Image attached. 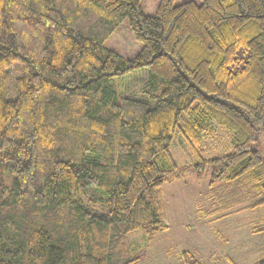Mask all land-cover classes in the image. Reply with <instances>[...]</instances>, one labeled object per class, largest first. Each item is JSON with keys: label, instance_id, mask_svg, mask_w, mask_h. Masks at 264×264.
Here are the masks:
<instances>
[{"label": "trees", "instance_id": "obj_1", "mask_svg": "<svg viewBox=\"0 0 264 264\" xmlns=\"http://www.w3.org/2000/svg\"><path fill=\"white\" fill-rule=\"evenodd\" d=\"M140 2L0 0V264H138L168 229L161 190L191 175L209 218L264 207V0ZM125 19L130 59L103 47ZM143 69L139 97L111 88ZM213 122L231 146L208 157Z\"/></svg>", "mask_w": 264, "mask_h": 264}, {"label": "rangeland", "instance_id": "obj_2", "mask_svg": "<svg viewBox=\"0 0 264 264\" xmlns=\"http://www.w3.org/2000/svg\"><path fill=\"white\" fill-rule=\"evenodd\" d=\"M159 1L141 0V12L154 16ZM184 2L199 5L201 0H173V5ZM103 47L130 59L141 49V44L133 37L128 19H125L104 41ZM147 80L148 72L143 69L114 79L110 85L120 96L137 98ZM230 139L231 134L213 122L210 133L202 139V146L209 150L208 157L223 155L230 151ZM259 142L260 148L264 147L263 134H260ZM171 154L179 166L192 161L180 137L172 143ZM207 183L208 178L199 181L191 175L161 190L168 229L153 236L144 248L146 256L138 264H183V252L193 254L200 264H256L264 260V234L254 230L264 226V207L218 220L209 218L210 203L205 197ZM128 238L136 244L141 243L142 233L131 234Z\"/></svg>", "mask_w": 264, "mask_h": 264}]
</instances>
